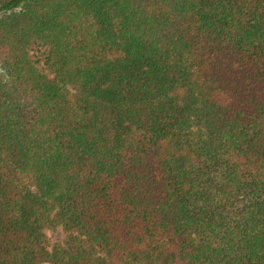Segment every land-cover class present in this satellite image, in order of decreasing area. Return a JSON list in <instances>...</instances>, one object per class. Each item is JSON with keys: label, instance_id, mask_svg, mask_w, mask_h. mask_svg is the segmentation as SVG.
I'll use <instances>...</instances> for the list:
<instances>
[{"label": "trees", "instance_id": "obj_1", "mask_svg": "<svg viewBox=\"0 0 264 264\" xmlns=\"http://www.w3.org/2000/svg\"><path fill=\"white\" fill-rule=\"evenodd\" d=\"M0 264H264V0H0Z\"/></svg>", "mask_w": 264, "mask_h": 264}, {"label": "rangeland", "instance_id": "obj_2", "mask_svg": "<svg viewBox=\"0 0 264 264\" xmlns=\"http://www.w3.org/2000/svg\"><path fill=\"white\" fill-rule=\"evenodd\" d=\"M49 234L53 242H59L65 239V233L62 229L51 231Z\"/></svg>", "mask_w": 264, "mask_h": 264}]
</instances>
